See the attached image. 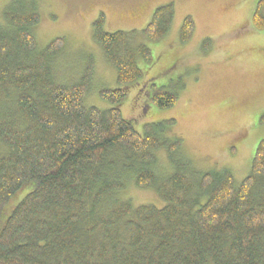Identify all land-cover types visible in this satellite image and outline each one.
I'll return each instance as SVG.
<instances>
[{"label": "trees", "instance_id": "16d2710c", "mask_svg": "<svg viewBox=\"0 0 264 264\" xmlns=\"http://www.w3.org/2000/svg\"><path fill=\"white\" fill-rule=\"evenodd\" d=\"M263 6L251 14L257 29ZM173 13L172 3L157 7L140 36L164 37ZM39 19L37 0H9L0 20V264H264V138L238 184L228 168H192L174 119L139 131L121 113L126 91L143 77L140 62L151 61L135 31H104L103 13L92 23L118 84L99 91L115 104L100 109L85 104L93 61L77 82H57L52 61L65 38L39 49ZM194 27L185 16L181 43ZM149 87L158 107L176 102L175 91ZM157 150L166 152L163 174ZM128 182L154 190L163 204L121 199Z\"/></svg>", "mask_w": 264, "mask_h": 264}, {"label": "rangeland", "instance_id": "374dc122", "mask_svg": "<svg viewBox=\"0 0 264 264\" xmlns=\"http://www.w3.org/2000/svg\"><path fill=\"white\" fill-rule=\"evenodd\" d=\"M260 1L37 0L40 19L32 32L39 49L55 37L65 38L62 53L52 61L53 76L61 84L77 82L87 62L93 61L85 104L106 109L115 104L101 98L99 91L118 84L114 67L92 39V23L103 13L104 31H135V38L149 47L151 61L140 62L143 77L126 91L119 105L122 115L135 121L139 131L144 123L174 119L171 131L182 138L190 166L199 171L228 168L238 184L248 174L254 150L264 138V28H255L251 18ZM8 2L0 0V20ZM168 3L174 10L168 33L157 41L140 36L153 11ZM187 15L195 27L181 43L180 26ZM149 83L175 91L176 102L158 107L150 99ZM157 152L156 171L163 174L169 169L166 152ZM23 194L10 200L6 214ZM118 197L135 206L163 204L154 190L131 182Z\"/></svg>", "mask_w": 264, "mask_h": 264}]
</instances>
